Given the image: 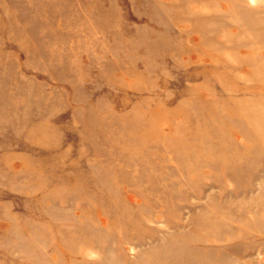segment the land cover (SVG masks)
Listing matches in <instances>:
<instances>
[{"label": "rangeland", "instance_id": "374dc122", "mask_svg": "<svg viewBox=\"0 0 264 264\" xmlns=\"http://www.w3.org/2000/svg\"><path fill=\"white\" fill-rule=\"evenodd\" d=\"M0 264H264V0H0Z\"/></svg>", "mask_w": 264, "mask_h": 264}]
</instances>
